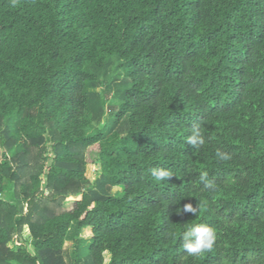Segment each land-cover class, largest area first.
Instances as JSON below:
<instances>
[{"label":"trees","instance_id":"16d2710c","mask_svg":"<svg viewBox=\"0 0 264 264\" xmlns=\"http://www.w3.org/2000/svg\"><path fill=\"white\" fill-rule=\"evenodd\" d=\"M196 226L216 239L192 255ZM107 253L264 264V0H0V264Z\"/></svg>","mask_w":264,"mask_h":264},{"label":"rangeland","instance_id":"374dc122","mask_svg":"<svg viewBox=\"0 0 264 264\" xmlns=\"http://www.w3.org/2000/svg\"><path fill=\"white\" fill-rule=\"evenodd\" d=\"M94 91L99 92L100 89H96ZM108 99H109V102H108L107 109H106L104 115L102 116V118L100 120L94 122V126L98 129L102 128L106 124V121L109 117V110L115 106L116 101L114 100L115 97H113V93H111V95L109 94ZM118 129L122 133L125 132V130H126L124 124L119 126ZM99 173H100V170H99V165L97 163L96 164H90L87 167L86 175H87V178L90 179L92 182L94 179H96L99 176ZM117 190H118V188L114 189V191H117ZM80 199H81V196L70 197L69 199H67V202L65 203V209L66 210L72 209V207L74 206V202L78 201ZM91 238H92V234H91L90 230H88V229H84L82 231V233L80 234V236L77 238H76L75 229L74 228L71 229V231H70V233L66 239V243H65V250H66L65 251V257H66L68 263H71V261H72V254H73L74 248L76 246V241L79 240L80 251L82 253H86L87 247L91 243ZM31 249L32 248L30 247V250ZM109 259H110V256L107 253L105 264H107L109 262Z\"/></svg>","mask_w":264,"mask_h":264},{"label":"clouds","instance_id":"9594fccd","mask_svg":"<svg viewBox=\"0 0 264 264\" xmlns=\"http://www.w3.org/2000/svg\"><path fill=\"white\" fill-rule=\"evenodd\" d=\"M198 137H199V145H203L205 143V140L203 139V137L199 136V133H197L192 137H189L188 143L196 144ZM216 155L220 160L226 161L231 159V157L228 154H225L219 150H217ZM152 175L157 180H164V179H169L172 176V173L162 169L161 170L153 169ZM206 178H207V173L201 175V180H205ZM185 210L190 212L194 211L191 205H186ZM191 236L193 237L192 242H185L183 246L185 251L192 255L200 254L205 250L211 249L212 244L216 239L214 231L207 226L194 227L191 231ZM183 239L187 241L188 237L184 235Z\"/></svg>","mask_w":264,"mask_h":264},{"label":"crops","instance_id":"0c3cea01","mask_svg":"<svg viewBox=\"0 0 264 264\" xmlns=\"http://www.w3.org/2000/svg\"><path fill=\"white\" fill-rule=\"evenodd\" d=\"M88 230H90V232H91V229H89V228H87Z\"/></svg>","mask_w":264,"mask_h":264},{"label":"built area","instance_id":"2783aa9c","mask_svg":"<svg viewBox=\"0 0 264 264\" xmlns=\"http://www.w3.org/2000/svg\"><path fill=\"white\" fill-rule=\"evenodd\" d=\"M94 180H95V179H94ZM94 180H93V181H94Z\"/></svg>","mask_w":264,"mask_h":264}]
</instances>
